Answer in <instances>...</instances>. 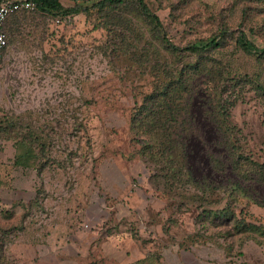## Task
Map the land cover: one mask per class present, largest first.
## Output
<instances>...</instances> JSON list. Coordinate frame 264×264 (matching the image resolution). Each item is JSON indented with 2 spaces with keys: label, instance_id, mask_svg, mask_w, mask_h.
<instances>
[{
  "label": "rangeland",
  "instance_id": "rangeland-1",
  "mask_svg": "<svg viewBox=\"0 0 264 264\" xmlns=\"http://www.w3.org/2000/svg\"><path fill=\"white\" fill-rule=\"evenodd\" d=\"M146 1L179 46L224 25L264 46V0ZM6 28L0 123L21 126L47 159L40 174L14 169L16 135L0 132V181L22 171L36 186L35 205L0 215L19 226L0 264H264V57L234 36L174 53L133 8H35ZM41 186L65 187L62 211L37 204Z\"/></svg>",
  "mask_w": 264,
  "mask_h": 264
},
{
  "label": "trees",
  "instance_id": "trees-1",
  "mask_svg": "<svg viewBox=\"0 0 264 264\" xmlns=\"http://www.w3.org/2000/svg\"><path fill=\"white\" fill-rule=\"evenodd\" d=\"M36 3V8L50 14L54 15H74L79 14L81 12L89 13L92 10H100L105 14H111L115 12H119L126 8H133L137 10L143 17L149 19L154 25V29L159 36L162 44L168 47L174 53H183L188 52L196 56L203 55L208 53L209 51H213L216 49L223 48L226 44L228 38L233 37L235 39L236 48H241L244 52L255 55L257 58L264 57V46L261 47L257 45L249 36V34L244 30H236L234 28L228 27L226 25L221 27V30L218 33L213 34L211 37L206 39H199L194 42L187 44L186 46H179L173 43L167 36L163 24L159 19V16L152 11L149 4L146 0H97L91 2L90 4L83 3H75L74 5L65 6L61 0H33ZM23 11V10H22ZM20 12V11H19ZM18 13V12H17ZM16 14V13H15ZM10 15L5 23V32L8 37L6 24L11 16ZM193 122L195 121L192 118ZM20 129L24 131V129L14 124V126H3V123H0V132H8L15 134L14 145L16 148V154L14 159V164L23 168H35L39 172L42 173L43 168L45 167V160L47 159L45 156V145L40 146V150H35L34 141L32 138H28L21 134ZM19 131V132H18ZM192 147V139L188 141L182 148V153L185 154V160L188 161L189 158V149ZM40 162L41 166H37L36 164ZM203 163V162H201ZM186 169L188 171V175L191 178L193 176V170L190 167L189 163L185 164ZM215 217H228L231 214V211L228 208H224L222 210H215L212 212ZM19 229V226H0V260L3 256V247L6 244L4 242V238L8 236L13 231Z\"/></svg>",
  "mask_w": 264,
  "mask_h": 264
},
{
  "label": "crops",
  "instance_id": "crops-1",
  "mask_svg": "<svg viewBox=\"0 0 264 264\" xmlns=\"http://www.w3.org/2000/svg\"><path fill=\"white\" fill-rule=\"evenodd\" d=\"M3 0H0V2ZM61 2L64 4L63 0ZM65 5V4H64ZM68 6V5H65ZM12 150L10 151V154H6L7 152H4V155H8L10 160V163L13 165L14 169L22 168L20 166H17L14 164L15 154H16V148L14 143L12 144ZM31 171L33 168H29ZM25 170H28V168H25ZM10 179L12 180L11 183L13 186H6L3 184V182L0 181V215L1 217L6 216L7 218H13L17 215H19L18 208L23 205L28 206L29 204H34V202H31L33 198L35 199V187L34 186V179L33 174L31 173L29 176L27 172H19V175L16 171L15 174H10ZM24 180V183L21 181ZM43 189V192L45 191V196L40 201H38L37 204L44 207L46 210H52L55 207H59V210L62 211L64 209L63 204V194L65 192L64 186H41ZM40 188V187H39ZM29 194V195H27ZM34 195V196H32ZM7 196V197H5ZM29 196V197H28ZM56 197V198H55ZM48 213V212H47ZM54 214H59V211H55ZM1 226H3L1 224Z\"/></svg>",
  "mask_w": 264,
  "mask_h": 264
},
{
  "label": "built area",
  "instance_id": "built-area-1",
  "mask_svg": "<svg viewBox=\"0 0 264 264\" xmlns=\"http://www.w3.org/2000/svg\"><path fill=\"white\" fill-rule=\"evenodd\" d=\"M36 8L33 0H3L0 2V61L4 55L9 41L5 32V23L8 17L22 10Z\"/></svg>",
  "mask_w": 264,
  "mask_h": 264
}]
</instances>
